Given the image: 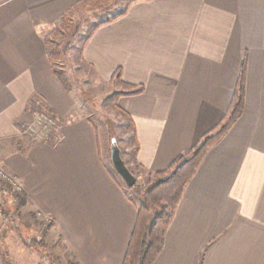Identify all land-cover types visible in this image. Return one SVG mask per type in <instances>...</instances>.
<instances>
[{
    "label": "crops",
    "instance_id": "crops-1",
    "mask_svg": "<svg viewBox=\"0 0 264 264\" xmlns=\"http://www.w3.org/2000/svg\"><path fill=\"white\" fill-rule=\"evenodd\" d=\"M85 1L0 0V143L76 263L124 264L140 205L112 172L95 123L67 120L55 142L16 139L32 109L62 118L78 107L46 36ZM125 9L90 30L81 58L99 82L120 72L128 86L112 82L132 124V163L122 156L139 181L220 126L246 66L243 112L188 181L153 264H264V0H131Z\"/></svg>",
    "mask_w": 264,
    "mask_h": 264
},
{
    "label": "rangeland",
    "instance_id": "rangeland-1",
    "mask_svg": "<svg viewBox=\"0 0 264 264\" xmlns=\"http://www.w3.org/2000/svg\"><path fill=\"white\" fill-rule=\"evenodd\" d=\"M129 2L131 0H89L80 3L48 31L46 37L48 50L53 57L51 62L67 83L68 91L77 99L78 107L62 118L42 106L32 109L28 122L22 125L16 139L26 140L27 144L55 142L64 122L89 118L98 128L112 172L127 186L131 197L140 206L153 207L146 199L147 190L154 187L150 183L152 174L148 173L142 179L140 177V181L137 179L134 187H130L115 170L111 160L113 137L117 138L119 146L125 151V158L131 163L133 160L132 124L117 103L109 100L111 95L116 94L117 88L112 83L99 82L96 73L81 58V47L90 30L122 13ZM43 114L48 117L46 122L41 116ZM3 147L4 144L0 143V255L7 264H78L66 250L53 218L34 210L29 204L23 185L4 165ZM132 168L136 170L134 164Z\"/></svg>",
    "mask_w": 264,
    "mask_h": 264
},
{
    "label": "trees",
    "instance_id": "trees-1",
    "mask_svg": "<svg viewBox=\"0 0 264 264\" xmlns=\"http://www.w3.org/2000/svg\"><path fill=\"white\" fill-rule=\"evenodd\" d=\"M87 1L89 2V0ZM124 11L120 14H123ZM242 67V73L235 90L236 93L231 102V107L220 126L209 132L197 143L196 147L179 156L166 171H160L159 173H153L151 175L150 183H153L154 187L147 190L146 199L154 208L149 205L138 207L137 223L128 245L129 248L124 259V264H153L156 257L162 251L165 232L171 224L177 206L184 196L183 193L189 183L188 181L195 173L197 166L201 163L208 148L220 140L243 112L246 93V66L244 63ZM56 74L62 81L64 87H66L67 83L61 74L58 71H56ZM112 82H115L119 86L128 87L120 80V72L115 75ZM137 92L133 91V93ZM124 94L121 91L116 92V94L110 96L109 100L117 103L120 96Z\"/></svg>",
    "mask_w": 264,
    "mask_h": 264
},
{
    "label": "water",
    "instance_id": "water-1",
    "mask_svg": "<svg viewBox=\"0 0 264 264\" xmlns=\"http://www.w3.org/2000/svg\"><path fill=\"white\" fill-rule=\"evenodd\" d=\"M111 160L113 162L115 170L124 178L126 184L130 187H134L137 178L135 173L131 172L126 164V161L122 156V148L118 144L116 137L112 138L111 141Z\"/></svg>",
    "mask_w": 264,
    "mask_h": 264
},
{
    "label": "built area",
    "instance_id": "built-area-1",
    "mask_svg": "<svg viewBox=\"0 0 264 264\" xmlns=\"http://www.w3.org/2000/svg\"><path fill=\"white\" fill-rule=\"evenodd\" d=\"M42 114V113H41ZM42 117H43V120L46 122V120H48V117H47V115L46 114H43V115H41ZM42 119V118H41Z\"/></svg>",
    "mask_w": 264,
    "mask_h": 264
}]
</instances>
